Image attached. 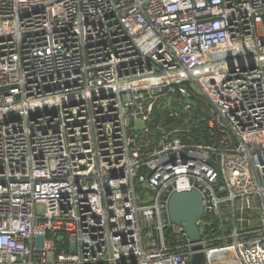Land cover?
Instances as JSON below:
<instances>
[{
  "label": "built area",
  "instance_id": "1",
  "mask_svg": "<svg viewBox=\"0 0 264 264\" xmlns=\"http://www.w3.org/2000/svg\"><path fill=\"white\" fill-rule=\"evenodd\" d=\"M192 86L213 144L135 128ZM192 188L201 264H264V0H0V264H191Z\"/></svg>",
  "mask_w": 264,
  "mask_h": 264
},
{
  "label": "trees",
  "instance_id": "2",
  "mask_svg": "<svg viewBox=\"0 0 264 264\" xmlns=\"http://www.w3.org/2000/svg\"><path fill=\"white\" fill-rule=\"evenodd\" d=\"M209 109L206 99L194 91L188 97L160 93L145 126L154 137L173 131L174 136L187 142L191 139L195 143L213 144V136L209 135Z\"/></svg>",
  "mask_w": 264,
  "mask_h": 264
},
{
  "label": "water",
  "instance_id": "3",
  "mask_svg": "<svg viewBox=\"0 0 264 264\" xmlns=\"http://www.w3.org/2000/svg\"><path fill=\"white\" fill-rule=\"evenodd\" d=\"M203 105L205 106L204 103ZM203 212L202 194L197 189L172 191L168 196L167 213L169 221L182 228L193 244V249L197 251L192 257L191 264H201L203 259L199 243L200 232L197 227V220L203 215Z\"/></svg>",
  "mask_w": 264,
  "mask_h": 264
},
{
  "label": "rangeland",
  "instance_id": "4",
  "mask_svg": "<svg viewBox=\"0 0 264 264\" xmlns=\"http://www.w3.org/2000/svg\"><path fill=\"white\" fill-rule=\"evenodd\" d=\"M192 90L194 92H197V89L195 86H192ZM134 125L137 130H143L145 128V123L141 119L135 120Z\"/></svg>",
  "mask_w": 264,
  "mask_h": 264
}]
</instances>
